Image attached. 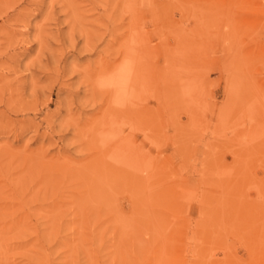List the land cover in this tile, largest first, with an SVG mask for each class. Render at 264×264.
Listing matches in <instances>:
<instances>
[{"label":"rangeland","instance_id":"obj_1","mask_svg":"<svg viewBox=\"0 0 264 264\" xmlns=\"http://www.w3.org/2000/svg\"><path fill=\"white\" fill-rule=\"evenodd\" d=\"M0 264H264V0H0Z\"/></svg>","mask_w":264,"mask_h":264}]
</instances>
